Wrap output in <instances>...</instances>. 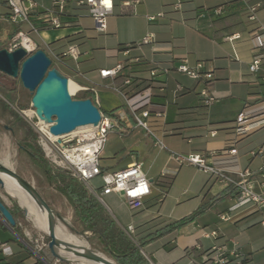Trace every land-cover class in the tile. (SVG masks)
<instances>
[{
  "label": "crops",
  "instance_id": "1",
  "mask_svg": "<svg viewBox=\"0 0 264 264\" xmlns=\"http://www.w3.org/2000/svg\"><path fill=\"white\" fill-rule=\"evenodd\" d=\"M32 1L36 7L29 19L36 30L27 22L12 21L8 3L0 0V49L8 48L19 30L28 32L38 48L46 52L61 53L67 45L77 44L81 52L77 66L85 77L66 66L59 69L72 82L76 97H90L117 125L108 133L100 153L102 170L116 171L141 162L150 180L151 193L138 209H130L117 193L102 196V204L113 219L124 230L131 225L133 232L126 233L136 241L166 221L180 219L205 206L196 219L179 228L172 237L164 236L144 245L141 251L149 264H202L205 249L210 245L232 247L234 242L246 255L247 260L241 264H264V226L259 223L263 212L246 208L235 213L231 220L220 221L219 215L232 204L231 195L212 199L226 187L202 170L178 162L169 152L206 155L214 152L208 161L232 172L247 168L251 179L264 182V123L245 134L234 133L239 113L264 114V55L260 68L255 72L249 70L256 55L252 35L264 33V0L257 1L261 4L253 18L248 10L249 0H181L180 7H175V0H113L114 11L107 17L104 31L95 28L85 7L76 6L71 0L58 13L61 26L48 25L39 14L45 8H53L51 0ZM218 6L222 12L211 14V9ZM200 12L204 15L198 16ZM157 13L162 15L147 19ZM149 32L154 34V43L140 44ZM231 35L238 36L228 40ZM183 57L190 65L201 61L206 68L212 67V89L217 98L211 105L204 106L200 101V84L175 69L150 77L154 66L176 64ZM118 63L124 68L113 80L114 86L123 85V75L151 86L150 108L164 111L165 115L151 118L149 123L166 149L158 148L154 137L135 126L123 97L112 88L109 79L99 77V69ZM91 82L96 83L94 89ZM177 85L181 89L176 90ZM2 99L12 106V102ZM212 130L214 135H210ZM232 147L236 148L235 154L229 153ZM90 182L98 187L101 179L95 177ZM0 196L11 208L6 201L8 194L1 188ZM57 197L66 202V212L70 210L72 217L70 205ZM214 224L219 226V236L204 237L203 229ZM0 228L14 234L4 240L0 238L13 250L9 259L31 264L36 256L9 241L11 237L19 239L14 228L10 229L2 219Z\"/></svg>",
  "mask_w": 264,
  "mask_h": 264
},
{
  "label": "built area",
  "instance_id": "2",
  "mask_svg": "<svg viewBox=\"0 0 264 264\" xmlns=\"http://www.w3.org/2000/svg\"><path fill=\"white\" fill-rule=\"evenodd\" d=\"M76 6H83L87 13L92 18L95 28L99 31L106 29V19L114 11L113 0H71ZM10 9V18L14 22H27L30 24L32 30H36L34 24L30 23V13L36 7V3L32 0H6ZM68 0H51L53 8H45L39 14L42 21L54 27L61 26V21L58 13L62 12ZM260 2L248 5L250 17L255 16L256 9L260 6ZM175 7L181 6V0H175ZM222 12V7L218 6L211 9L210 13L219 15ZM162 13L155 15H148V20H154L161 16ZM204 13H198V16H203ZM238 35H231L228 40H232ZM253 50L256 55L249 64V70L255 72L260 68L262 63V55H264V33L255 32L252 35ZM154 34L146 33L140 40V44L154 43ZM17 47H22L28 54L38 49V45L31 39L28 32L19 30L11 38L8 49L13 50ZM46 52V51H45ZM46 54L51 59V66H66L72 68L76 73L85 77L83 73L78 70V59L81 54L77 44H69L61 53L48 51ZM73 63L71 65L70 63ZM123 64L118 63L110 68H101L98 70V75L101 79H109L112 88L118 92L124 99L125 104L135 121V126L143 128L146 133L155 138V143L160 149H166L164 144L159 140L149 120L151 118H159L165 115L164 111H153L150 108V97L152 88L150 85L142 90L132 94L131 96L122 89V87L114 86L113 80L123 73ZM171 69L186 75L188 78L200 84L198 96L204 106L211 105L217 98L215 91L212 89L213 69L212 67H205L204 63L199 61L190 65L186 58L178 59L176 64L172 65H156L149 74L154 78L158 73H168ZM60 70V69H59ZM69 80V78H68ZM70 81V80H69ZM130 77L123 78V85H128L131 82ZM92 89L96 86L95 82H91ZM181 89L177 85L176 90ZM73 93H76L74 91ZM72 95V94H71ZM74 95H72L73 97ZM31 110L34 112L33 107ZM100 111V110H99ZM21 115L26 122L30 124L37 133V143L41 147L44 156L49 162L57 168L67 171L72 177L77 178L83 182L86 187L103 203L102 196L109 193H117L121 195L130 209H138L143 205V201L151 193L150 180L142 169L141 162H134L122 169L116 171L104 172L100 164V153L103 149L104 143L108 133L117 128L113 124L110 117L106 116L100 111L101 119L96 126L80 127L74 132L63 136H54L48 131V126L40 125V120L35 113L27 114L25 109L20 110ZM37 119L36 122L33 119ZM264 123V114L251 116L244 112L236 116L234 122V133L238 135L245 134L251 128ZM215 131H210V135H214ZM264 151V144L262 145ZM170 154L180 163H185L202 170L215 182L225 187H232L233 193L230 199L232 204L227 211L219 215L220 221H228L233 218L235 213L251 208L260 210L263 215L259 223L264 226V182H256L251 179V172L247 168L232 172L215 162L208 161L210 156L215 155L214 152L206 155L205 153H188L183 154L179 152L169 151ZM229 153L235 154L236 148L229 149ZM95 177L101 179V184L93 186L91 180ZM257 185L259 186L258 188ZM125 232L132 233L133 227L130 225L125 229ZM202 235L207 238L216 239L219 236V226L214 224L212 228H204ZM47 240V238H46ZM47 241L44 238L34 239V241L27 243L22 240L29 251H31L36 258L44 260L43 251L47 248ZM0 254L3 257L9 258L13 254L11 246L7 242H0ZM204 261H209V264H241L246 255L237 247L234 242L232 247L225 244H212L205 249Z\"/></svg>",
  "mask_w": 264,
  "mask_h": 264
},
{
  "label": "water",
  "instance_id": "3",
  "mask_svg": "<svg viewBox=\"0 0 264 264\" xmlns=\"http://www.w3.org/2000/svg\"><path fill=\"white\" fill-rule=\"evenodd\" d=\"M0 73L20 81L22 87L31 94V106L35 115L48 124V131L54 136L67 135L80 127L96 126L101 119L99 108L90 97H72L68 77L56 66H51V59L41 48L30 54L22 47L13 50L1 48ZM0 174L13 180L28 194L42 216L48 237L47 248L43 251L45 258L66 263L83 260L91 264H121L88 246L60 239L56 233L58 216L35 185L2 162ZM0 188H6L1 177ZM24 210L27 212L26 208ZM0 219L10 229L14 228L15 219L1 199Z\"/></svg>",
  "mask_w": 264,
  "mask_h": 264
},
{
  "label": "trees",
  "instance_id": "4",
  "mask_svg": "<svg viewBox=\"0 0 264 264\" xmlns=\"http://www.w3.org/2000/svg\"><path fill=\"white\" fill-rule=\"evenodd\" d=\"M259 0H249L250 4L256 3ZM128 77L123 75L122 79ZM6 76L0 73V89H6ZM116 77L115 79H117ZM123 82V80H122ZM149 83L146 81L132 80L128 85H121L122 89H129L128 94H134ZM74 98H78L73 96ZM8 99V98H7ZM0 104L3 109H10L11 105L0 97ZM23 108V107H21ZM106 114L111 115V111H106ZM19 151L36 166L41 175L45 179V184L58 196L64 198L72 208L73 223L79 227L82 232H91L96 235L103 246V251L111 258L115 259L121 264H149L141 249L150 241L157 240L164 236L172 237L174 233L185 224L196 219L198 214L205 208L194 211L180 219L166 221L161 226L155 228L151 232H147L143 237L136 241L129 236L125 230L113 219L105 206L97 199V197L86 187V185L75 177H72L67 171L52 167L48 160L44 157L43 151L37 143V133L33 127L26 123V134L23 142L18 144ZM42 193V192H41ZM233 193L232 187H226L221 193L216 195L213 200L223 199ZM43 195V193H42ZM44 196V195H43ZM50 207L49 203L44 196ZM1 199V196H0ZM2 200V199H1ZM211 202V201H210ZM5 204V203H4ZM209 204V203H208ZM6 205V204H5ZM7 206V205H6ZM207 206V205H206ZM8 207V206H7ZM15 219L14 231L19 236V222L20 216L19 208L8 207ZM54 210V209H53ZM21 238L23 236L21 235ZM25 240V239H24ZM48 240V237H47ZM9 241L17 244L22 250L29 253L28 249L16 237H11ZM192 253L191 249L187 250ZM245 259L244 261H246ZM243 261V262H244ZM0 264H25L23 260L12 261L7 257H0ZM31 264H45L38 258ZM202 264H209V261H204Z\"/></svg>",
  "mask_w": 264,
  "mask_h": 264
},
{
  "label": "rangeland",
  "instance_id": "5",
  "mask_svg": "<svg viewBox=\"0 0 264 264\" xmlns=\"http://www.w3.org/2000/svg\"><path fill=\"white\" fill-rule=\"evenodd\" d=\"M4 81L7 87L6 89H0V97L5 99L8 98L7 100L12 102V106L10 109H3L0 104V162L13 168L19 175L31 181L35 187L43 193L51 206H53L54 210H56V212L54 211L56 216H58L56 217V224L62 228V235H68L69 241L71 242L83 244L97 252L107 255L103 251V246L96 235L87 231L82 232L79 227L73 223L74 221L70 215V210L68 209L69 211L66 212L68 207L66 202L61 201L57 197L58 195L47 187L44 177L36 166L25 156V154L19 151L18 144L19 142H23L27 123L25 118L21 115L20 110H31V94L22 87L18 79L9 78ZM74 91L73 86L72 92L70 91V93L74 96H78L77 93H73ZM33 121L36 122L37 119L34 118ZM5 125L7 127H5ZM49 164L54 167L50 162ZM1 189L8 194V197L6 196V201L11 205V208H19L20 216L18 217V226L19 233H21L25 239L23 240L30 244L34 239L44 238V240L47 241L45 226L37 221L33 215L27 214L24 210V205L20 202L17 196L9 193L6 188ZM21 235H19L20 242V239H22ZM10 236H14L10 230H3L0 228V238L2 240L9 238ZM29 254L33 253L29 251ZM44 261H46L47 264H80L81 262H85L83 260H78V262L66 263L55 259L48 260L47 258H44L43 262ZM85 264L91 263L85 262Z\"/></svg>",
  "mask_w": 264,
  "mask_h": 264
},
{
  "label": "bare ground",
  "instance_id": "6",
  "mask_svg": "<svg viewBox=\"0 0 264 264\" xmlns=\"http://www.w3.org/2000/svg\"><path fill=\"white\" fill-rule=\"evenodd\" d=\"M72 87H73V84L71 81H69L68 82V88H69V91H71V92H72ZM25 113L32 114L35 112H33L32 110H25ZM39 124L48 126V124H45L42 121H40ZM0 177L4 180L7 191L19 198L20 202L26 208L27 214L33 215L37 221L41 222L45 226L43 218L40 215L39 211L37 210L36 206L34 205L32 198L30 196H28V194H26L20 187H18V185H16L13 180H9L8 177L3 176L1 174H0ZM56 233L60 239H64V240L69 241V236L68 235H66V236L62 235V228L59 227L57 224H56ZM73 238H75V237H73ZM97 253L102 254L100 252H97ZM102 255H104V254H102ZM80 264H85V262H81ZM97 264H99V263H97Z\"/></svg>",
  "mask_w": 264,
  "mask_h": 264
}]
</instances>
